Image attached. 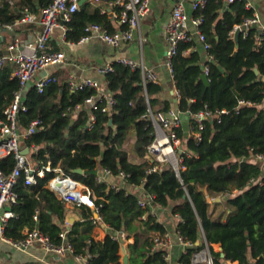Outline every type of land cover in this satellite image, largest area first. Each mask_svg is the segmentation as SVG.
Listing matches in <instances>:
<instances>
[{
    "label": "trees",
    "instance_id": "obj_1",
    "mask_svg": "<svg viewBox=\"0 0 264 264\" xmlns=\"http://www.w3.org/2000/svg\"><path fill=\"white\" fill-rule=\"evenodd\" d=\"M0 2L2 26L14 24L27 11L37 15L48 5V0ZM246 3L243 0L225 9L222 0H209L203 9L194 12V16L204 17L201 32L211 48L204 51L203 44L194 37L179 43L171 73L179 93L177 102L174 95L169 96L171 100L163 98L165 85L160 80L146 83L141 70L119 62H114L113 71L106 75V88L116 101L110 114L101 111L106 102L99 100L96 109L84 107L76 116L67 112L68 108L83 104L93 89L61 94V89L52 85L44 94L32 89L27 96L29 111L22 116L21 125L27 127L33 120L41 121L38 132L26 141L28 146L38 147L32 157L40 165L61 167L96 196L95 204L108 231L106 238L95 240L91 236L97 225L92 212L84 206H76L84 221L77 222L70 232L75 254L93 256L89 264H121L122 244L118 237L122 234L134 239L127 246L129 264H167L164 255L168 250L154 248L155 237L164 236L167 229L150 209L138 204L140 192L135 187L143 180V194L155 195V204L171 206L173 215L180 219L172 239L178 241L180 235L189 244L180 263L193 264V255L208 247L214 264H264V168L251 161L252 155L264 156V33L249 27L247 36L240 32L237 39L234 37L235 26L254 15V9H247ZM112 21L99 9L89 13L84 5L66 23L67 41L78 42L85 26L91 23L115 32ZM208 56L212 59L208 60ZM12 73L13 64L0 67V119L20 88ZM204 74L208 83L202 78ZM173 108L190 114L178 129L186 149L184 168L179 175L171 166L150 174L151 162H130L124 142L134 126L135 154L143 160L155 137L148 115ZM204 110L221 114L204 121L199 140L188 137L185 128L191 125L198 130L193 118ZM91 112L97 120L89 129ZM15 165L13 155L0 159L3 174H9ZM77 169L84 173H76ZM100 169L111 170L114 175L124 172L135 192H108L107 186L97 181ZM53 176L54 173H46V179L31 188L19 184L18 203L12 207L16 217L6 227L7 237L18 241L24 238L25 229H38L53 244L61 243L60 234L71 208L46 187ZM242 190V194L226 200L218 215L213 214L209 197ZM213 245L222 250L215 251Z\"/></svg>",
    "mask_w": 264,
    "mask_h": 264
},
{
    "label": "built area",
    "instance_id": "obj_2",
    "mask_svg": "<svg viewBox=\"0 0 264 264\" xmlns=\"http://www.w3.org/2000/svg\"><path fill=\"white\" fill-rule=\"evenodd\" d=\"M82 0H48V5L42 9L39 15L26 12L21 18L16 20L13 25H31L36 24L41 28L34 42L28 44V51L18 50V40L8 46V53L0 59V66L6 60H11L15 64L13 76L19 80L20 88L14 93V99L11 105L5 110L4 118L0 119V159L14 156L16 165L9 174H3L0 171V240L11 251L15 252H29L34 249H40L45 253H54L56 255L65 256L67 253L74 254L73 238L70 234L71 228H65L61 234V243L55 245L50 238L38 229L26 231L24 238L18 241L6 236V227L10 220L16 217L12 211L13 205L18 203L17 188L22 182L26 187H35L40 179H46V173H54L51 179L47 180L46 187L58 195L61 201L76 205L84 206L96 213V218H93L95 224L103 222L99 215V207L96 206L92 192L88 190L82 183L74 180L61 167L52 168L50 164L38 165L33 164L31 158L32 154L38 153V147L35 145L23 148L22 140L26 142L33 137L39 129V120H33L22 131L21 118L29 109L25 105L26 98L24 95L27 83L35 78L40 77L34 84L33 89L38 94H44L57 79L51 75L46 74L40 76L42 72H47V69L54 65L68 64V58L65 53L58 51H51L48 49V44L56 29H61L62 38L66 39L69 30L68 25L72 20V15L80 9V2ZM97 5L102 14H111L117 21L121 30L117 32H110L105 26L98 23H91L85 26L83 36L77 42L83 45L91 41L93 38H99L108 45L119 48L124 44L133 40V32L140 25L151 10L152 0H86ZM174 7L169 22L166 25V35L169 42V49L167 51L166 65L172 73V59L177 54L178 45L181 41H189L193 38L189 30L190 23L195 28V33L198 39L203 44L204 51H208L211 45L206 42L205 35L201 32V26L204 23L202 15L189 17L185 5L189 3L192 10L203 9L209 0H174ZM225 7L230 6L236 2L243 0H222ZM247 9H253L249 0H246ZM1 7V2H0ZM2 26L5 30L13 31L14 26ZM249 27H255L260 33H264V21L261 20L257 13L244 19L243 23L235 26L234 34L237 31L243 32L244 36L248 35ZM208 60L212 57L208 56ZM117 62L130 67L132 70H141L146 83H157L158 75L153 71L147 69L144 65L139 64L128 58H120ZM113 63L98 68V72L104 75L113 71ZM77 68H80L79 66ZM208 67H204V72L207 74ZM69 89L72 92H77L83 89H93L94 93L85 98L83 104L77 107L83 108L88 106L91 109H96V102L105 101V106L101 109L103 113L110 114V108L116 105V101L112 93L106 90L104 85L94 79L86 78L82 81H77L76 76L71 75L68 83ZM174 94L179 99V93L176 90ZM21 111L24 113L21 114ZM221 113H212L209 110L200 111L194 115V121L198 130H193V127L185 128L184 133L188 137H194L197 140L201 138L199 131L204 127V121L211 118H218ZM148 117L151 119L155 128V137L153 142L148 146V156L152 159L151 166L148 172L161 173L167 166H171L177 175L183 167L184 155L186 149L183 146V138L179 136L178 129L182 128V120L190 117L189 113L180 112L176 109H170L167 112H158L153 114L150 112ZM96 116L91 114L88 128L92 129L96 123ZM30 153L28 154V152ZM31 156V158L29 156ZM251 161L259 163L264 168V156L252 155ZM184 168V167H183ZM115 179V180H111ZM100 184L107 186V191H122L125 190L124 184L127 182V175L120 172L114 175L111 170L102 169L97 177ZM237 192V191H236ZM126 195L130 194L125 190ZM155 195L144 194L139 197L138 204L144 209H150L151 214L154 211ZM153 215V214H152ZM178 217V216H176ZM179 218V217H178ZM37 219V217H35ZM121 237H126L124 234ZM171 236L166 233L162 237H155L154 248H167L170 245ZM178 240L189 247L187 242L178 235ZM167 242V243H166ZM80 264H89L92 255L76 256ZM166 262H168V252L164 255ZM193 264H214L213 257L208 247L200 252H197L192 257ZM168 264V263H167ZM182 264V263H178Z\"/></svg>",
    "mask_w": 264,
    "mask_h": 264
},
{
    "label": "crops",
    "instance_id": "obj_3",
    "mask_svg": "<svg viewBox=\"0 0 264 264\" xmlns=\"http://www.w3.org/2000/svg\"><path fill=\"white\" fill-rule=\"evenodd\" d=\"M174 2H175L174 0H152L150 13L144 19L141 20L140 25L134 30L133 40L127 44H124L122 47H119V48L112 47L97 37L93 38L91 41H89L86 44L79 45L77 44V42L67 41V37L66 39H63L61 29H56V31L52 35V38L48 44V49L51 51H58V52L65 53L66 57L69 59L68 64L51 66L47 69V72H42L40 76H45L46 74H48V75L55 77L57 81L53 84L55 85L54 88L56 87L60 88L61 94H63L64 91L66 92L70 91L68 83L70 81L71 75L76 76L78 82L86 78L97 80L102 85H104V87L106 88V85H107L106 75L99 73L98 68L101 66H105L109 63L117 62L120 58L123 57V58L131 59L133 61L138 62L139 64L144 65L147 69L153 70L158 75L160 82H162L165 85L164 94H163L164 99L171 100L172 98L169 99V96L174 95L175 98L179 100L178 97L174 94V92L176 91V88H174V85L172 83L173 78H172L171 72L168 66L166 65V59H167L166 54L169 49V42L167 39L165 29H166L167 23L170 20L173 7H174ZM249 2L251 3V6L254 9V13H257L259 17L261 18V20L264 21V0H249ZM84 5L87 6V11L91 14L95 10L99 9V12L101 15L107 16L108 18L113 20L112 22H113V27L115 28V32L121 30V27L118 25L117 21L111 16V14H102L100 11V8L97 5L90 3L89 1L85 0L82 4L80 2V9L78 11H80ZM226 7H230V6L226 5ZM185 9L189 17L194 16V11L192 10L191 5L189 3H186ZM13 26H14L13 31L5 30V28H0L1 30L0 31V59L2 58V56L4 57L7 55L8 46L11 43L15 42L16 40H18L19 42L18 50L29 52L30 50L27 48L28 44L35 41L37 35L39 34L42 28L36 24L23 25V26L13 25ZM189 30L192 36L194 37V39H196L197 43L201 44V41L198 39L197 34L195 33V28L191 23L189 25ZM234 37H235V34H234ZM6 63L13 64L12 61L8 59L0 67L4 66ZM78 66L80 68H77ZM14 68H15V64H13V72H14ZM39 78L40 77L35 78L29 83H27V86L25 87V90H24L25 98H27L29 93H31L33 89L32 88L33 84ZM171 84L173 85L172 88L168 87ZM71 93H74V92L72 91ZM77 106L71 109L68 108L67 112L68 113L73 112L74 115L76 116L77 113H79L82 109ZM88 109H91V108L88 107ZM173 109H176V108H173ZM91 114H93V112L90 113V116ZM110 121H109V125H112L110 124ZM21 129L22 131H24L25 127ZM154 133H155V128H154ZM129 134L130 135L128 136L127 140L124 142L123 149L127 150L129 154L130 162L134 164L143 163V162L150 163L152 159L150 157H147L148 152L143 160L137 158L135 154L134 149H135V143H136L135 141L136 131H135L134 126L130 128ZM22 146L23 148L27 149L26 142H24V140H22ZM29 153L30 151L28 152V154ZM29 157L31 158V156ZM31 160L33 164L38 165V163L35 161L33 157L31 158ZM101 170L102 169H100V171ZM83 173L84 172H82V174ZM127 179H128V175H127ZM111 180H115V179H111ZM143 183H144V180L137 187H135V189L138 192H140L138 193L140 196L144 195L143 193H145L144 188H143ZM85 187L88 188L86 185ZM124 187H125L124 189L127 190L129 193L135 192L133 191L135 189H132L133 186L128 184V180L124 184ZM28 188H31V187H28ZM88 190L92 192L89 188ZM55 195L57 196L58 199H60L57 194ZM92 195L94 196V199H95L96 196L94 194ZM65 204L68 206V208H71V210L67 212L66 218L69 214H73L77 218L74 224L68 223L66 219L65 228L67 227L72 228L77 222L84 221V216H82L81 213L76 209V205H71L67 203ZM153 208H154V211L152 213L153 216L156 217L157 221L160 224L165 226V228L167 229V233L171 236V239L169 240L170 245L167 244V248H166L169 254V259L167 263L168 264H178L181 256L187 250V246L182 244L179 240L175 241L172 239V236L174 235L176 231L177 224L179 223L180 219L173 215L171 206L162 207L160 204L156 203V205ZM87 209H89V211L92 212V219L97 217L93 209H90V208H87ZM96 225L97 226L94 227L91 233V236L95 240H104L108 234L106 226L101 221L98 222ZM26 231H28V229H25L24 233H26ZM115 236H119V234ZM120 237L121 236L118 237L119 240H120ZM123 240H124V244L120 242L122 244L121 264L123 262V257L125 255L128 256V264H129L130 263L129 262V252L127 250V246L129 244H132L134 242V239L133 238L127 239V237H124ZM213 248L215 249V251H220L219 245H213ZM88 254L89 253H86L85 255H88ZM85 255H81V256H85ZM76 256L78 255H76L75 252L74 254L67 253L65 256H60L54 253H45L41 251L40 249H34L29 252H15V251H11L10 247L6 246L0 240V264H80ZM234 264H238V262H235Z\"/></svg>",
    "mask_w": 264,
    "mask_h": 264
},
{
    "label": "rangeland",
    "instance_id": "obj_4",
    "mask_svg": "<svg viewBox=\"0 0 264 264\" xmlns=\"http://www.w3.org/2000/svg\"><path fill=\"white\" fill-rule=\"evenodd\" d=\"M135 141H136V139H135ZM244 191L243 190L242 191H238V192H235L234 191L233 194L232 193H229V194H225L223 196H213V197H209L210 198V202L212 204L211 205V211L213 212V214L218 215L223 210V206H224L226 200H228V198L235 197L236 195H238L240 193L242 194ZM206 195H208L207 192H206Z\"/></svg>",
    "mask_w": 264,
    "mask_h": 264
},
{
    "label": "water",
    "instance_id": "obj_5",
    "mask_svg": "<svg viewBox=\"0 0 264 264\" xmlns=\"http://www.w3.org/2000/svg\"><path fill=\"white\" fill-rule=\"evenodd\" d=\"M84 1H85V0H82V1H81V4H82ZM225 8L228 9L229 7H225ZM0 31H1V30H0ZM239 34H240V31H237V32L235 33V38H236V39L238 38ZM255 72H256L257 75H259V70H258V69H255ZM202 78L204 79V81H205L206 83H208L207 75L204 74V75L202 76ZM175 102H177V99H175ZM110 124H112V121H110ZM75 172H76V173H79V174H82L83 170H82V169H77ZM66 219H67V222L70 223V224H74V223L76 222V220H77L76 216L73 215V214H69V215L67 216ZM115 235H118V233H115ZM120 242H121L122 244H124V240H123V238H121V237H120ZM197 245H200V243H197ZM219 249H220V251L222 250L221 247H220ZM122 264H128V256H127V255H125V256L123 257V262H122Z\"/></svg>",
    "mask_w": 264,
    "mask_h": 264
},
{
    "label": "bare ground",
    "instance_id": "obj_6",
    "mask_svg": "<svg viewBox=\"0 0 264 264\" xmlns=\"http://www.w3.org/2000/svg\"><path fill=\"white\" fill-rule=\"evenodd\" d=\"M21 113H24L23 111H21Z\"/></svg>",
    "mask_w": 264,
    "mask_h": 264
}]
</instances>
